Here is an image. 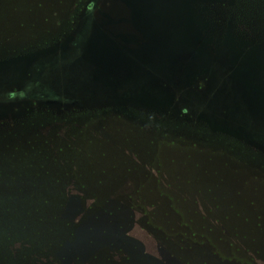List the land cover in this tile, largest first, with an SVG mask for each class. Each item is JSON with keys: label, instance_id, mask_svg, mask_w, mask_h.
Returning <instances> with one entry per match:
<instances>
[{"label": "rangeland", "instance_id": "rangeland-1", "mask_svg": "<svg viewBox=\"0 0 264 264\" xmlns=\"http://www.w3.org/2000/svg\"><path fill=\"white\" fill-rule=\"evenodd\" d=\"M130 1L0 0V264H264V0Z\"/></svg>", "mask_w": 264, "mask_h": 264}, {"label": "trees", "instance_id": "trees-1", "mask_svg": "<svg viewBox=\"0 0 264 264\" xmlns=\"http://www.w3.org/2000/svg\"><path fill=\"white\" fill-rule=\"evenodd\" d=\"M230 4H232V3H230ZM211 22H210V24H211ZM229 22L232 23L233 20H230ZM243 22H247V21L243 20ZM213 26L210 25V28H212ZM252 30L253 29L251 28L250 31H252ZM229 31L232 32V29H229ZM257 34H259V35L258 36L256 35L254 37L255 38L254 41L257 42L256 43L257 46L260 45V47H262V49H264V41L261 39L262 37L260 36L261 32H259ZM229 35H228V37H229ZM229 39L231 40L229 43L231 45L230 46L231 49H233V47L236 44H243L244 41H248V39H246L245 36H237V34H235V33H231V36L229 37ZM262 49L256 48L255 50H251V51H254L252 53V54H254L253 55L254 57L249 52L248 58L252 57L251 60L253 62H255V64L262 63V60H264V51H262ZM257 52H258V54H255ZM231 74H233L235 77H237L241 81L240 86L242 87L243 92L246 94L250 93L254 97L256 103L262 105V109L261 108L258 109L260 112L258 110H256V111L264 116V67L263 68L262 67L242 68V69H238L236 71L231 72ZM148 101L149 102L143 103V105L147 106L145 109H142L143 111L146 110V112L152 114V113L162 112V111L168 109L167 108L168 107L167 100H165V99L161 100L160 98H157L156 100H148ZM140 109H141V107H140ZM261 112H263V113H261ZM218 131H220V133H223V132H221V130L214 128V132H218ZM224 131H225V129H224Z\"/></svg>", "mask_w": 264, "mask_h": 264}, {"label": "water", "instance_id": "water-1", "mask_svg": "<svg viewBox=\"0 0 264 264\" xmlns=\"http://www.w3.org/2000/svg\"><path fill=\"white\" fill-rule=\"evenodd\" d=\"M129 2H131L130 0H128ZM183 21H187L188 23L190 22V19L189 18H187V17H182L181 18ZM183 21H180L179 20V17L177 18V24H181L182 26L185 24V23H183ZM192 28H191V31L189 32V34L187 35V36H189V37H187V39H186V43H183V40L179 43V47H178V45H176L177 47L176 48H174V55L177 57V56H179V55H190V54H194L195 52L194 51H197V49H196V46H197V44H198V41H199V39H200V37H199V33H197V29H195V26H194V21L192 20ZM105 36V35H104ZM125 37V36H124ZM127 39L128 40H130V37H127ZM227 39H229V38H227ZM105 40L107 41V42H115L114 40H112L111 38L109 39V37L108 36H105ZM152 40V39H151ZM227 41H230V39L229 40H227ZM88 42H86V43H84L82 46H83V51H84V45L85 44H87ZM162 43V42H161ZM164 44H166V45H168L169 44V42H167V43H164ZM176 44H178V42L176 43ZM181 44H183L182 45V47L184 48V45H185V48L184 49H182L180 46H181ZM165 47V46H164ZM186 49H189V52L186 50ZM163 51V50H162ZM165 51H167L166 50V48H165ZM165 51H163V53L165 52ZM235 51V50H234ZM113 53H114V57L116 58L117 57V55H119L120 57H122V58H124L125 60H128L127 59V56H126V54H125V56H122V54L119 52V50L118 49H116V50H114L113 51ZM165 53H167V52H165ZM84 54H85V51H84ZM152 53L151 52H147V51H144V52H142L141 53V56L143 57V58H150L149 56L151 55ZM255 54H258V52L257 53H255ZM163 55V54H162ZM173 55V54H172ZM252 56L254 55V54H251ZM168 56V53L165 55V59H166V57ZM196 56V55H195ZM85 57H86V59H90L91 60V57H88L86 54H85ZM254 57V56H253ZM252 58V57H251ZM251 58L249 59L250 61H252L251 60ZM164 59V58H163ZM92 61V60H91ZM107 61V60H106ZM105 60L103 61V71L101 72V75L103 74V75H107V74H109L110 72H112L111 70H113L114 68H117V69H124V70H126V72H128L129 71V73H131V71L133 70V64H132V61L129 59L128 60V62L129 63H127V64H123V63H118V62H116V60H115V64H114V66H112V65H110V64H108L107 62H106ZM165 61H167V60H165ZM176 61V60H175ZM253 62V61H252ZM95 64V66L97 65L96 63H94ZM120 65H121V67H120ZM132 65V66H131ZM135 65V64H134ZM127 66H128V70H127ZM96 68H97V66H96ZM129 68H131V69H129ZM119 72H123V71H119ZM152 98V99H151ZM158 98V97H157ZM156 98V99H157ZM145 99V98H144ZM146 99L147 100H154L153 99V96H147L146 97Z\"/></svg>", "mask_w": 264, "mask_h": 264}]
</instances>
